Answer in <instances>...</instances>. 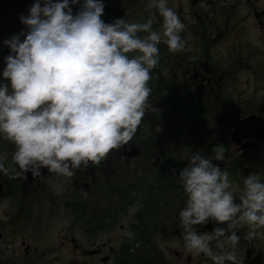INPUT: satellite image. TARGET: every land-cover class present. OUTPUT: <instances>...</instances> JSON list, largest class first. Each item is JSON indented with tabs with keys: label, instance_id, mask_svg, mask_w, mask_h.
Instances as JSON below:
<instances>
[{
	"label": "flooded vegetation",
	"instance_id": "obj_1",
	"mask_svg": "<svg viewBox=\"0 0 264 264\" xmlns=\"http://www.w3.org/2000/svg\"><path fill=\"white\" fill-rule=\"evenodd\" d=\"M33 2L0 0V72L10 54L3 41L27 31L19 15L26 16ZM102 2L115 8L114 20L142 23L151 15L153 29L159 30L160 17L149 0H126L129 6L123 12L118 0ZM81 3L70 4L73 14ZM168 7L185 25V47L172 53L165 44L158 45L148 104L127 144L97 164L73 170L71 177L47 169L15 179L0 174V264H213L184 247L178 212L186 197L178 174L188 163L192 132L203 138L196 140L199 144L217 140L210 131L216 120L204 123V116L234 117L233 123L216 125L229 138L239 120L255 115L241 111L244 101L232 96H239L240 78L247 75L262 84L257 89L264 96V0H168ZM109 8L104 7L105 21L111 17ZM233 145L241 156L224 153V160L212 162L229 173L231 186L243 188L241 174L249 175L252 166L264 176L258 172L264 140L246 148ZM214 146L210 143L202 155L210 156ZM14 150L0 139L5 166L11 165ZM249 150L253 155H245ZM246 160L252 164L243 166ZM217 227L226 225L209 220L193 230L211 234ZM234 230L240 239L234 249L225 250H234L243 264H264V235L248 239L246 225ZM210 244L220 252L215 241Z\"/></svg>",
	"mask_w": 264,
	"mask_h": 264
},
{
	"label": "clouds",
	"instance_id": "obj_2",
	"mask_svg": "<svg viewBox=\"0 0 264 264\" xmlns=\"http://www.w3.org/2000/svg\"><path fill=\"white\" fill-rule=\"evenodd\" d=\"M77 3L34 0L28 14L19 15L27 31L3 41L10 54L0 72L8 81L0 82V139L15 150L9 166L0 156V174L10 179L38 176L41 169L71 177L73 170L97 164L127 144L148 104L158 45L172 53L185 47V25L168 0H149L160 17L159 30L151 15L142 23L124 18L105 23L102 0H82L73 14L70 4ZM224 153L221 144L208 157L191 153L178 174L186 197L178 221L189 253L213 264H243L234 250L225 249L235 248L240 237L234 229L240 225L248 227V239L264 235L258 231L264 228V181L249 174L234 202L229 173L212 162L224 160ZM209 220L226 227L211 234L193 230Z\"/></svg>",
	"mask_w": 264,
	"mask_h": 264
},
{
	"label": "rangeland",
	"instance_id": "obj_3",
	"mask_svg": "<svg viewBox=\"0 0 264 264\" xmlns=\"http://www.w3.org/2000/svg\"><path fill=\"white\" fill-rule=\"evenodd\" d=\"M82 1V0H80ZM107 1H110V0H107ZM119 3H121V7L119 9L120 12H123L125 10V7H128L129 5L126 4V0H118ZM132 2V1H131ZM105 7L109 8L110 12H111V17H109V19H107L105 21V18L103 16H101V19L105 22V23H111L114 21V16L116 14V10L113 6H111L110 3L106 4ZM240 81H241V84H240V87H239V96L236 95V96H232L234 97L236 100L239 99L241 102L244 101V104L242 103V106H241V111H245V113H249V112H252V113H255V114H258V115H261V116H264V96L263 94L260 95V92L261 90L257 89L260 88L262 89V84H256L252 78L251 75H247L246 77H241L240 78ZM3 83H8L7 79L4 78L2 80ZM264 85V83H263ZM247 105V106H246ZM247 108V109H246ZM235 113H237V117H240L241 116V112L239 111V109L237 110H234ZM225 113L223 115H215L214 114V117L211 118V116H204V123H208L209 120H216L214 123H213V126L210 127V131L213 135V139H217L215 140L214 142H207V143H203V144H199L198 142L196 143V140H200V139H203V138H194L193 136V132L191 133V141L193 142L191 148H190V151L187 153V155L190 157L191 153L192 152H197L199 151L200 154L202 155V153L205 152V150L208 148V146L211 144L213 145H217V144H221V139H223L225 141V143L222 145L225 149V153H227L229 156H241L242 152H237V149L236 147L233 145V143L230 142L229 138L227 135H225L224 132H221L218 130L217 128V124H230V123H233L235 121L234 117L231 118V120H223L225 118ZM236 117V118H237ZM233 120V122H232ZM183 123H188V124H191L194 128H197V126L191 122H188V121H185V118H183L181 120ZM199 129V128H197ZM217 134V135H216ZM218 137V138H217ZM263 150H264V146H263ZM245 155H253L252 154V151L249 150L247 152H244ZM263 155H261L260 157L262 158V160H260V168L258 170L259 171H264V151L261 153ZM260 155V153L258 154ZM250 164H252V161H248L246 160V162H242V165L247 167L249 166ZM244 171H247L246 168L244 169ZM241 172V170H240ZM257 173V167L256 166H252V170L250 172V174H256ZM248 175H242L241 174V177L242 178H245L247 177ZM261 177L264 178L263 174L260 175V179ZM232 187V190H233V193H234V201L235 200H239V194H240V191L242 190V187L240 186H231ZM262 231V230H260Z\"/></svg>",
	"mask_w": 264,
	"mask_h": 264
},
{
	"label": "water",
	"instance_id": "obj_4",
	"mask_svg": "<svg viewBox=\"0 0 264 264\" xmlns=\"http://www.w3.org/2000/svg\"><path fill=\"white\" fill-rule=\"evenodd\" d=\"M229 138L242 148L259 145L264 140V120L254 114L239 120L231 130Z\"/></svg>",
	"mask_w": 264,
	"mask_h": 264
}]
</instances>
